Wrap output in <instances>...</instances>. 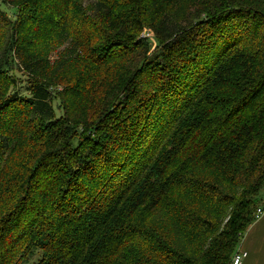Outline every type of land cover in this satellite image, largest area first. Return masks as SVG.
I'll return each instance as SVG.
<instances>
[{
  "label": "trees",
  "instance_id": "obj_1",
  "mask_svg": "<svg viewBox=\"0 0 264 264\" xmlns=\"http://www.w3.org/2000/svg\"><path fill=\"white\" fill-rule=\"evenodd\" d=\"M4 28L1 75L28 80L0 102V264L33 248L49 250L40 264H231L264 208V0H0ZM128 41L143 67L123 90L127 128L94 110L69 121L89 131L76 143L56 90L82 73L92 86Z\"/></svg>",
  "mask_w": 264,
  "mask_h": 264
},
{
  "label": "rangeland",
  "instance_id": "obj_2",
  "mask_svg": "<svg viewBox=\"0 0 264 264\" xmlns=\"http://www.w3.org/2000/svg\"><path fill=\"white\" fill-rule=\"evenodd\" d=\"M9 16L11 18L15 17L16 12L14 10L9 11ZM216 34L222 31L220 27L215 28ZM209 33L207 36V40L211 38L210 35V29H208ZM152 36V33L149 31V29L145 28L143 30V33L140 34V37H149ZM6 40H8V31L7 28L0 29V55L2 54V51L4 49V45ZM55 44L52 46V50L55 52H58V50L63 49V43H59L57 40H54ZM44 42L38 43V46H42ZM133 42H126L125 45H120L118 48L119 49H113L112 46H109L106 48L105 53L110 55L109 57L107 56H102V58L105 62V64L99 68L96 69V72L94 73L95 75L94 78L91 79L92 86H89V80H90V75L89 74H84L82 73L78 78L79 80H76L73 82L69 87H66L63 85L59 89L56 90L55 97H54V106L58 110L57 116H58V121L59 123L62 124H67L66 126H62L59 131H62L64 135H66V131H72L71 134L74 136L76 143H83L85 146V143L83 142L84 140H87L89 138L88 130H81V127L79 125H72L69 124L71 118L75 117L73 120L75 121H83V122H92V115L94 113V110L98 111L101 110L103 113L102 120L104 121L103 124L107 129H105L107 132H109V128L112 126V124L115 122L120 123L119 126H116L114 129L119 130L122 128L124 130V127L127 128L128 126V121L127 118H124V115H127L126 111V106L127 102L123 100V90L126 86V81L127 78H130L132 74L137 72L138 70H141L143 67L142 61L140 59H137L135 57L136 51L133 52L131 51ZM85 46L88 49L95 50L98 45H97V40L94 39L92 42H89L85 44ZM124 48H126L124 50ZM58 49V50H57ZM122 49V50H121ZM118 50L120 51V54L122 52L128 51L131 52V55H126L125 57H122L121 61L122 62L119 64L118 62V57L113 59L117 54ZM51 54L50 56L52 57V62H54L57 57V54ZM135 55H133V54ZM1 58V57H0ZM152 60L154 59L155 62H161L163 65V68H166L170 63L163 54L154 51L153 57H151ZM76 61V59H75ZM119 65V67H118ZM73 66V65H72ZM71 66V68H72ZM73 68H76V66ZM95 69V68H94ZM8 70V69H7ZM157 72V76H161L163 72L160 71H154ZM4 72H0V81L2 82L3 85L0 87V102L12 94L14 91L20 89L21 86H24L28 80V77L24 73H20L18 69L13 66L11 70H8V73H5L4 75H1ZM127 76V77H126ZM11 80H13L11 84ZM150 81V80H147ZM142 87V86H141ZM158 84L157 82L154 83L153 86H145L144 89L146 91H150V93H154L156 90H158ZM23 91H21L22 93ZM83 93L82 97L79 96L77 99L74 98V93ZM84 96H87V98H84ZM138 100V99H137ZM81 102V104H80ZM137 102L139 101H134V105H137ZM82 105V106H81ZM126 111V113H125ZM101 115V114H100ZM122 115V116H121ZM100 117V116H99ZM125 119V121H124ZM108 121V124H107ZM81 126V125H80ZM79 127V128H78ZM28 140H26L24 143L28 144ZM23 141H18V147L23 146L22 144ZM87 145V144H86ZM45 152H49V149H44L42 151H32L29 152L28 155L31 157L34 162H36ZM83 160L85 162H90V157L88 153L86 152L82 156ZM262 201L261 204L263 205L264 203V191H262L261 196ZM13 207V206H10ZM4 211H0V218H4L3 214ZM8 211L6 210L7 214ZM228 220V218L226 219ZM224 229H221V232ZM246 234V233H245ZM244 237V236H243ZM243 239V238H242ZM240 245V244H239ZM239 245L237 248H239ZM30 255L28 258L25 260L21 261L19 264H40L47 256H49V250H41V249H30ZM263 253H261V257H264V249H261Z\"/></svg>",
  "mask_w": 264,
  "mask_h": 264
},
{
  "label": "crops",
  "instance_id": "obj_3",
  "mask_svg": "<svg viewBox=\"0 0 264 264\" xmlns=\"http://www.w3.org/2000/svg\"><path fill=\"white\" fill-rule=\"evenodd\" d=\"M264 249V214L257 220L244 235L239 248L248 252L245 264H264V257H261Z\"/></svg>",
  "mask_w": 264,
  "mask_h": 264
},
{
  "label": "built area",
  "instance_id": "obj_4",
  "mask_svg": "<svg viewBox=\"0 0 264 264\" xmlns=\"http://www.w3.org/2000/svg\"><path fill=\"white\" fill-rule=\"evenodd\" d=\"M264 214V208L260 207L257 209L255 213V220H259ZM248 258V252L245 250H238L236 253L233 255L231 264H245L246 259Z\"/></svg>",
  "mask_w": 264,
  "mask_h": 264
}]
</instances>
